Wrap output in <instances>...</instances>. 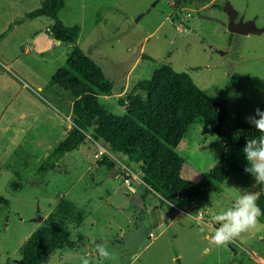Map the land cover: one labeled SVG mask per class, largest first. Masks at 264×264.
Here are the masks:
<instances>
[{"label":"rangeland","instance_id":"obj_1","mask_svg":"<svg viewBox=\"0 0 264 264\" xmlns=\"http://www.w3.org/2000/svg\"><path fill=\"white\" fill-rule=\"evenodd\" d=\"M41 1L0 0V33ZM225 1L244 20L264 25V0H65L58 18L80 26L77 46L113 82L112 94L98 97L109 112L122 115L117 99L127 95L140 105L148 93L137 83L169 65L254 128L247 118L264 111V32L229 41ZM50 24L47 17L25 21L0 40V197L6 201L0 203V264H18L21 245L44 220L66 227L76 247L54 251L42 264H81L82 258L90 264H261L264 223L226 247L211 243L218 227L212 217L242 194L234 189L257 193L251 174L231 173L188 211L161 210L155 193L140 201V165L93 139L97 120L53 170L36 173L72 125L74 98L50 81L65 66L70 45L53 42ZM221 147L197 119L175 149L185 161L182 176L207 177ZM194 209L202 221L190 215ZM97 244L108 246L110 258L98 257Z\"/></svg>","mask_w":264,"mask_h":264},{"label":"trees","instance_id":"obj_2","mask_svg":"<svg viewBox=\"0 0 264 264\" xmlns=\"http://www.w3.org/2000/svg\"><path fill=\"white\" fill-rule=\"evenodd\" d=\"M64 4L65 0H42L38 7L26 12L0 33L2 40L23 22L47 17L51 20L48 32L53 42L70 45L65 66L59 67L50 81L73 96L72 125L39 165L38 175L53 170L59 158L82 144L94 120L97 125L91 134L93 139H101L130 162L140 165L142 203L149 194L155 193L160 209H183L204 200L210 188L218 190L231 173L250 174L245 171L248 164L242 149L246 140L260 133L243 122L239 114L230 112L204 93L186 73L177 72L169 65H163L148 80L137 83L148 93L140 105L136 102V95H127L125 99H117L124 110L122 115L106 110L99 103L98 96L112 94L113 82L77 46L80 26L64 25L58 18ZM148 58L141 55V59ZM197 119L208 126L222 147L207 177L192 181L182 176L185 161L175 148ZM2 168L22 179L14 166L4 164ZM256 187L257 203L264 212V184L256 183ZM0 203L6 204V201L0 197ZM259 222L264 223V215ZM80 223V217H77L76 226ZM81 239L82 236L78 235L77 241ZM75 247L76 242L70 239L66 227L44 220L21 245V260L23 264H42L54 251Z\"/></svg>","mask_w":264,"mask_h":264},{"label":"clouds","instance_id":"obj_3","mask_svg":"<svg viewBox=\"0 0 264 264\" xmlns=\"http://www.w3.org/2000/svg\"><path fill=\"white\" fill-rule=\"evenodd\" d=\"M247 122L260 135L246 140L242 149L248 164L245 171L254 177L257 184H264V111L257 108L254 115L247 118ZM249 165L251 166L249 167ZM234 190L242 194L237 196L231 207L212 217L218 225L214 228V234L211 236V243L216 247H226L242 233L257 228L259 218L264 215L257 203V193ZM95 251L102 260L111 256L106 244H97ZM81 264H90V262L87 258H82Z\"/></svg>","mask_w":264,"mask_h":264},{"label":"water","instance_id":"obj_4","mask_svg":"<svg viewBox=\"0 0 264 264\" xmlns=\"http://www.w3.org/2000/svg\"><path fill=\"white\" fill-rule=\"evenodd\" d=\"M223 12L228 17V22L226 26V30L228 32V40L232 38L234 34L237 35H259L264 32V25L261 27H258L255 25V22L253 19H247L244 20L242 16L238 15V12L232 7V5L225 1V3L222 6ZM140 14L137 19L141 16ZM36 212L39 214V208L36 206ZM37 222L42 221V217L39 215L37 219H35ZM18 264H23L22 260L17 261Z\"/></svg>","mask_w":264,"mask_h":264},{"label":"crops","instance_id":"obj_5","mask_svg":"<svg viewBox=\"0 0 264 264\" xmlns=\"http://www.w3.org/2000/svg\"><path fill=\"white\" fill-rule=\"evenodd\" d=\"M15 29V28H14ZM13 29V30H14ZM12 33V32H11ZM99 97V96H98ZM182 140V139H181ZM178 146V145H177ZM176 149V148H175ZM130 164H133V163H130ZM135 164V163H134ZM195 206V203H192L190 206H188L187 208H185V209H180L179 211H185L186 209H187V211L189 210V209H192V207H194ZM160 209V208H159ZM162 210V209H161ZM187 211H186V213H187ZM190 212L192 213V214H190ZM190 212H188L191 216H193V217H195L197 220H201L202 221V214H201V212H199L198 210H197V212L195 211V209L193 210V211H190ZM195 212V213H194ZM177 214H175L174 216H176ZM36 228H33L32 229V231L30 232V234L33 232V230H35ZM29 234V235H30ZM28 235V236H29ZM248 251V250H247ZM251 254V253H250ZM252 255V254H251ZM259 261H260V263L261 264H264V259L263 258H259Z\"/></svg>","mask_w":264,"mask_h":264},{"label":"built area","instance_id":"obj_6","mask_svg":"<svg viewBox=\"0 0 264 264\" xmlns=\"http://www.w3.org/2000/svg\"><path fill=\"white\" fill-rule=\"evenodd\" d=\"M100 154L102 153V151L99 152Z\"/></svg>","mask_w":264,"mask_h":264}]
</instances>
